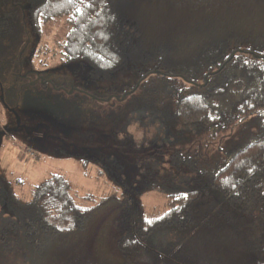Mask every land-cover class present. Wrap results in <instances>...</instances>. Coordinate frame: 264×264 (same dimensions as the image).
<instances>
[{"label":"trees","instance_id":"1","mask_svg":"<svg viewBox=\"0 0 264 264\" xmlns=\"http://www.w3.org/2000/svg\"><path fill=\"white\" fill-rule=\"evenodd\" d=\"M14 12L35 41L27 75L56 59L66 86L131 76L103 90L130 115L113 134L124 155L77 132L80 162L112 172L119 194L84 206L52 175L22 201L0 175V264H264V0H0V39ZM246 123L240 147L196 144ZM130 125L153 136L136 142ZM150 191L166 211L147 219Z\"/></svg>","mask_w":264,"mask_h":264},{"label":"rangeland","instance_id":"2","mask_svg":"<svg viewBox=\"0 0 264 264\" xmlns=\"http://www.w3.org/2000/svg\"><path fill=\"white\" fill-rule=\"evenodd\" d=\"M6 24L10 27L0 39L1 177L22 201L31 200L34 187L52 175L62 176L68 182L75 202L84 206L94 204L92 199L97 201L100 197L122 192V185L112 180V172L99 168L95 163L85 168V164L80 162L81 155L86 151L81 148L77 132L94 131V139L90 142H94V147L102 148L101 152L126 153L123 149H116L115 145L119 143L113 134L124 127L130 115L129 102L124 99L105 101L103 90L110 86L121 87L130 82L131 76L120 74L114 84L85 87L80 82H72L70 84L74 86H66L64 83L71 80V76L56 59L48 60L46 68L36 69L41 75H27L24 63L35 47L34 37L27 28H22L15 12ZM46 32L48 47H51L62 31L53 27L52 31ZM38 77L55 81L57 87L63 83L65 88L54 89L50 85L43 89L42 80ZM249 130L250 125L246 123L196 144L235 149L249 142L255 128L251 133ZM127 132L133 135L136 142L144 135L153 136V131L145 132L134 125L127 127ZM187 138L191 141L190 137ZM137 204L142 207L147 219L159 217L166 211L165 199L157 192L145 193Z\"/></svg>","mask_w":264,"mask_h":264}]
</instances>
